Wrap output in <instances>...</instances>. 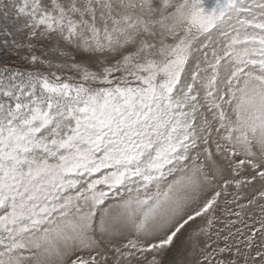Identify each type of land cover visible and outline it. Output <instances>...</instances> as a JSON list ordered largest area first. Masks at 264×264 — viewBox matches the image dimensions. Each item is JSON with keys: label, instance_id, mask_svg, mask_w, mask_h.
Returning a JSON list of instances; mask_svg holds the SVG:
<instances>
[{"label": "snow or ice", "instance_id": "snow-or-ice-1", "mask_svg": "<svg viewBox=\"0 0 264 264\" xmlns=\"http://www.w3.org/2000/svg\"><path fill=\"white\" fill-rule=\"evenodd\" d=\"M0 20L31 66L0 71V264H175L193 224L195 264H264V0H0Z\"/></svg>", "mask_w": 264, "mask_h": 264}, {"label": "rangeland", "instance_id": "rangeland-1", "mask_svg": "<svg viewBox=\"0 0 264 264\" xmlns=\"http://www.w3.org/2000/svg\"><path fill=\"white\" fill-rule=\"evenodd\" d=\"M216 2L217 0H208V4L210 6H214ZM0 23H3V21L0 20ZM4 66H7L13 70L19 69L21 71H26V70L31 69V66L27 62L23 61L20 56L15 55L11 49L5 48L2 43V39H0V71L3 70ZM216 138H217L216 134L213 132L212 139L215 140ZM212 147L214 149V145H212ZM198 151H201L200 147H198L195 151H193L192 154L195 155L196 152ZM201 159H203V157H201ZM122 192H123V189L120 192L110 193V199L106 202L104 207H107L108 204L114 203L117 199H119ZM241 202L246 203V200L241 201ZM237 210L238 209H235V208L233 209V211H237ZM231 218L235 219V217H231ZM245 219H247V217H245ZM196 223L199 224L201 223V221L198 220ZM220 226L221 225H217V227H220ZM237 226L239 227L241 225H237ZM195 227L196 225L193 224L191 227L187 228V230H185L182 235H180L175 245L168 252L166 256V261H173L175 262V264H195V261L199 259V252L198 250H194L192 247V244L188 242L186 239L189 233L192 231V228H195Z\"/></svg>", "mask_w": 264, "mask_h": 264}, {"label": "bare ground", "instance_id": "bare-ground-1", "mask_svg": "<svg viewBox=\"0 0 264 264\" xmlns=\"http://www.w3.org/2000/svg\"><path fill=\"white\" fill-rule=\"evenodd\" d=\"M187 230V229H186Z\"/></svg>", "mask_w": 264, "mask_h": 264}]
</instances>
